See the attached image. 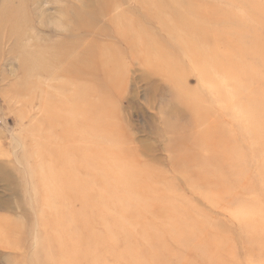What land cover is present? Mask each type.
<instances>
[{"label":"rangeland","instance_id":"1","mask_svg":"<svg viewBox=\"0 0 264 264\" xmlns=\"http://www.w3.org/2000/svg\"><path fill=\"white\" fill-rule=\"evenodd\" d=\"M0 16V264H264V0Z\"/></svg>","mask_w":264,"mask_h":264},{"label":"bare ground","instance_id":"2","mask_svg":"<svg viewBox=\"0 0 264 264\" xmlns=\"http://www.w3.org/2000/svg\"><path fill=\"white\" fill-rule=\"evenodd\" d=\"M11 6V5H10ZM7 7V6H6ZM10 9V11H11V13L9 14V13H6V14H8V15H6L7 16V18H8V20H9V22H12V24L15 26L14 28H12L10 31L12 32V31H16V30H19V25L20 26H22V24H21V22L19 23V21L17 20L18 18L16 17V15H18V11L16 10V9H11V8H9ZM6 16H4V17H6ZM1 17V16H0ZM12 27V26H11ZM13 33V32H12ZM44 39V38H43ZM16 41V40H15ZM65 41V40H64ZM62 42V41H60V40H56L55 41V43H54V45H52V43L51 44H48L47 43V46H45L44 47V51L45 52H47V53H50V52H53V51H56L55 52V54L53 55V60L54 61H59V62H62L63 63V60H64V65H63V67L61 68V70H59V72L60 73H63L64 75H66V73H67V71L69 72V70H70V68H71V63L69 62V63H66L67 61H65V58H66V56H68V54H70V53H72L71 51V47H72V45L71 46H69L68 45V43H66V42ZM57 44L59 45V49L58 50H56L55 49V47L57 46ZM14 45H15V42H14V44H13V47H14ZM46 45V44H45ZM33 51H36V50H33ZM96 52H98V51H96ZM33 53V52H32ZM24 54V53H23ZM25 57V56H24ZM66 63V64H65ZM23 64H24V66H26V67H24L25 69L26 68H29V70H31L32 68H33V70L36 72V73H44L45 72V67L44 66H38L37 64L35 65V64H32V62L29 60V62L28 61H23ZM29 66V67H28ZM46 73V72H45ZM59 73V74H60ZM28 76H30V73L27 71V70H25V72L22 74V77H21V81H24L25 79L27 80V77ZM83 85V84H82ZM87 86V84H84V86ZM91 90V92H92V86H89L88 85V87L86 88V90H85V92H86V94L88 93V91H90ZM97 100V99H96ZM95 100V101H96ZM94 101V102H95ZM7 236L9 237L10 236V233L9 232H1L0 231V240H4L5 238H7Z\"/></svg>","mask_w":264,"mask_h":264}]
</instances>
